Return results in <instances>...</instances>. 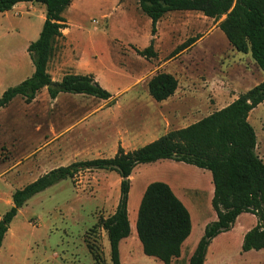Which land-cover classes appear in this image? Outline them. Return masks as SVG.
<instances>
[{
  "label": "rangeland",
  "instance_id": "1",
  "mask_svg": "<svg viewBox=\"0 0 264 264\" xmlns=\"http://www.w3.org/2000/svg\"><path fill=\"white\" fill-rule=\"evenodd\" d=\"M44 13L42 4L21 1L0 12V96L31 75L33 64L26 48L37 38ZM64 15L67 36L56 42L49 73L60 78L66 72L91 69L113 96L97 100L92 95L60 92L51 105L42 96L45 89H40L34 103L18 95L0 108V171L6 167L9 171L0 177L2 198L5 181L24 185L59 165L111 157L114 149L109 140L114 135L146 126L140 143L156 139L222 108L262 80L250 54L233 51L218 29L224 16L213 19L194 10L164 14L154 36L156 56L144 57L136 49L149 44L151 20L138 0H73ZM194 36L201 37L179 51ZM78 62L84 65L78 67ZM159 71L173 74L178 81L176 93L162 102L155 101L147 88L150 77ZM98 102L108 111L99 118L82 119ZM250 120L257 127V152L264 160V105L251 113ZM119 180L115 170H85L32 195L13 219L0 264H97L87 242L102 248L106 264H111L106 232L97 223L114 211ZM151 181L167 183L187 203L193 229L172 264H188L189 249L202 235V223L214 220L211 173L171 159L138 164L132 173L127 204L131 253L120 245L123 262L162 264L143 253L135 231L138 204ZM234 230L233 235L238 226ZM223 239L214 245V252L223 248ZM236 239L235 235L230 240L227 251L235 252Z\"/></svg>",
  "mask_w": 264,
  "mask_h": 264
},
{
  "label": "trees",
  "instance_id": "2",
  "mask_svg": "<svg viewBox=\"0 0 264 264\" xmlns=\"http://www.w3.org/2000/svg\"><path fill=\"white\" fill-rule=\"evenodd\" d=\"M21 2L42 4L44 20L38 36L27 45L33 64L30 76L7 87L0 96V107L15 96L32 101L36 93L46 88L50 99L60 92L92 95L109 99L111 93L103 88L91 73H65L59 81L47 71L54 44L67 27L63 15L72 0H0V12ZM140 9L151 20L149 44L137 53L156 56L154 41L156 24L168 11L194 10L207 17L219 19V29L233 49L249 53L255 64L264 71V0H138ZM190 38L179 51L195 42ZM178 85L176 77L165 71L155 73L147 82L150 96L157 102L173 95ZM264 102V79L240 93L233 101L197 121L181 128L168 130L156 139L132 150L117 147L113 156L78 160L54 167L12 192V205L0 217V245L18 210L34 194L58 181L74 179L85 170H115L120 178L119 196L114 211L98 220L109 243L111 264H121L119 243L130 235L128 195L130 175L135 166L160 159H171L207 169L211 173L213 196L211 204L216 219L207 223L191 252L188 264H203L211 240L228 231L234 219L249 212L257 223L243 236L242 251L264 248V161L255 151L256 134L248 121L249 112ZM136 235L144 254L163 264L181 255L183 242L191 232L190 213L171 187L163 181H151L141 195L136 219ZM1 247V246H0ZM97 264H106L102 248L87 242Z\"/></svg>",
  "mask_w": 264,
  "mask_h": 264
},
{
  "label": "crops",
  "instance_id": "3",
  "mask_svg": "<svg viewBox=\"0 0 264 264\" xmlns=\"http://www.w3.org/2000/svg\"><path fill=\"white\" fill-rule=\"evenodd\" d=\"M30 4H36V3H31V2H29ZM72 4H73V0H72V2H71V4L69 5V7L68 8H70L71 6H72ZM15 6V5H14ZM67 8V9H68ZM66 9V10H67ZM176 11H182V10H176ZM185 11H191V10H185ZM170 11H168V12H166L165 14H168ZM64 13H65V11H64ZM64 13H63V15H64ZM65 16V15H64ZM207 17V16H206ZM66 18V17H65ZM42 20H44V16H43V14L41 15V18H40V22L42 21ZM160 21H158L157 23H159ZM43 23V22H42ZM67 25H68V23H67ZM42 26V25H41ZM156 26H157V24H156ZM68 27L69 26H67L66 28H64L63 29V31H62V37H60V38H58V40L59 39H62V38H65L66 36H67V31H68ZM218 29H219V27H218ZM37 31H38V29H36ZM35 30V32L37 33V31ZM39 33V32H38ZM206 35V34H205ZM204 35V36H205ZM204 36L202 37V39H204ZM201 37V36H200ZM199 39V38H198ZM197 39V40H198ZM58 40H56V42L58 41ZM196 40V41H197ZM195 41V42H196ZM56 42H55V44H54V49H55V45H56ZM195 42H193V43H195ZM29 44V43H28ZM229 44V43H228ZM230 45V44H229ZM231 46V45H230ZM232 47V46H231ZM54 49H53V52H54ZM232 49V48H231ZM233 51H234V49H233ZM53 52H52V55H53ZM235 53V52H234ZM248 53H245V55H247ZM52 55H51V57H52ZM50 60H51V58L49 59V61H48V63H47V71L49 72V70H48V65H49V62H50ZM82 63H84V62H78V67H82L84 64H82ZM254 63V62H253ZM256 65V64H255ZM258 77L259 78H262V80L264 79V71H262L260 68H258ZM66 73H68V72H66ZM69 73H74V72H69ZM79 73V72H78ZM82 73H91V74H93L94 75V71H91V69L90 70H88V71H84V72H82ZM50 74V73H49ZM51 75V74H50ZM64 75V74H63ZM62 75V76H63ZM61 76V77H62ZM61 77L60 78H53L52 76H51V78L53 79V80H56V81H59L60 79H61ZM94 78H96V76L94 75ZM255 85V84H254ZM252 87V86H251ZM43 89H45V91H46V88L44 87V88H42V90ZM45 91H43L42 93V96L44 97V101L45 102H49L51 105H54L55 103H56V101L58 100V98H59V94L54 98V99H50V96L48 95V93L46 94V92ZM176 91H177V88H176V90L174 91V93L173 94H175L176 93ZM39 92L38 93H36V96H35V98L32 100V101H30V102H27V103H31V102H36V101H38V99H39ZM113 96V95H112ZM111 96V97H112ZM172 96V95H171ZM171 96H169L168 98H170ZM16 97V96H15ZM21 97V96H20ZM110 97V98H111ZM22 98V97H21ZM167 98V99H168ZM23 99V98H22ZM167 99H165V100H167ZM13 100V98L9 101V103L11 102ZM97 100H103V99H97ZM106 100H108V99H106ZM165 100H162V101H165ZM162 101H160V102H162ZM233 101V100H232ZM8 103V104H9ZM7 104V105H8ZM7 105H5V106H3V107H6ZM260 105H264V102H262V103H260V104H258L256 107H254L250 112H249V115H248V121L250 122V124L254 127V131H255V134H256V146H255V151H256V153L258 154V133H257V131H256V128L257 127H255V125H254V123H252L251 122V120H250V117H251V113L255 110V109H257ZM224 107V106H223ZM0 108H2V107H0ZM78 108V110L80 109L79 107H77ZM67 109V108H66ZM219 109V108H218ZM217 110V109H216ZM108 110L106 109V108H104L99 102L98 103H96V104H94V105H92V106H90V109H88V111L87 112H85V113H83V116H82V119L83 118H85V117H94V118H99L101 115H103V114H105L106 112H107ZM142 130V131H141ZM145 130H147V127L146 126H143V128L142 129H136V130H132V129H130V130H127L126 132H122V133H120L119 135H114L113 136V138H112V140L110 139L109 140V142H110V144H112V149H114V153L116 152V150H117V147L118 146H121L123 149H125L126 151L127 150H132V149H135V148H137V147H140V146H142V145H144V144H146V143H148V142H150V141H152V140H150V141H146V142H142V143H140V141L143 139V138H145V136H146V132H144ZM154 140V139H153ZM110 148H111V145L109 146ZM260 158H261V156L260 155H258ZM262 160H263V158H262ZM264 161V160H263ZM19 162H20V160H18L17 159V161L16 162H14V163H16V166L14 167L15 169L17 168V166L19 165ZM60 166V165H59ZM9 167V166H8ZM57 167V166H56ZM136 167V166H135ZM135 167H134V169H135ZM202 168V167H201ZM8 168L6 167V168H4V169H1V171H0V177H5L6 175H7V173L9 172L8 170H7ZM134 169L132 170V173H133V171H134ZM6 170V171H5ZM204 170H206V169H204ZM4 171V172H3ZM132 173H131V175H130V179H131V177H132ZM37 178V177H36ZM35 178V179H36ZM22 186H24V185H19V184H17V183H10V182H6L5 181V192L3 193V198L2 197H0V217H1V215L5 212V211H7V209H3V208H10V206L12 205V199H11V195H12V192L15 190V189H18V188H21ZM145 189V188H144ZM174 192V191H173ZM209 200H210V204H211V199H212V196H213V184H212V179H211V181H210V193H209ZM178 197V196H177ZM183 203H184V205L187 207V209H188V206H187V203H186V201H184L182 198H180V197H178ZM190 201V203H191V200H189ZM2 208V209H1ZM19 211L20 210H18V212H17V214L19 213ZM214 211V210H213ZM16 214V215H17ZM16 215L14 216V218L16 217ZM247 217H248V219H250V220H248V221H246L247 220ZM13 218V219H14ZM191 218V217H190ZM213 218H214V220L216 219V213L214 212V215H213ZM13 219H12V221H11V223H10V226H9V228H8V230H7V232H6V234H5V236H4V239H3V242H2V245H4V242H5V239H6V237H7V235H8V233H9V231H10V229H11V224L13 223ZM235 221H234V224H233V226L228 230V231H225V232H221L220 234H218V235H216L212 240H211V242L209 243V245H208V247H207V249H206V254H205V258H204V262H203V264H264V248L261 250V249H259V250H248V251H242L241 250V245H242V241H243V236H244V234L249 230V229H251L256 223H257V218H256V216L254 215V214H252V213H249V212H243V213H241V214H239L237 217H236V219H234ZM213 221V220H212ZM240 221H242V222H240ZM207 223L206 222H203L202 223V233H203V230H204V227H205V225H206ZM238 226V229L240 230H238L237 231V233L236 234H234L233 235V231H235L234 229L236 228ZM193 229V225H192V221H191V230ZM191 233V232H190ZM232 234V235H231ZM237 236V239H236V244H237V249L235 250V252H229V251H227V248L229 247V242H230V240L234 237V236ZM221 237H224V239H223V241H222V243H221V247H223L221 250H219V251H216V252H214L212 249L214 248V245L217 243V241L219 240V239H221ZM127 239H128V237H126V238H123L121 241H120V243H119V247H120V245L121 244H124V246H127L126 248L128 249V255H130V251H129V248L128 247H130V243L127 241ZM187 239V238H186ZM135 240V238L134 239H132V242ZM185 243V241L183 242V244ZM2 245H0L1 247H0V251H1V248H2ZM196 245V244H195ZM195 245H193V247H191L190 249H189V254H191V252L193 251V249H194V247H195ZM118 247V248H119ZM182 247H183V245H182ZM227 247V248H226ZM224 248H226V249H224ZM181 253H182V251H181ZM119 254H120V262H121V264H124V262H123V257H122V255H121V251H120V248H119ZM155 260H157L156 258H154ZM107 260H109L110 261V257H109V254H108V259ZM218 260H221V262L220 263H218L217 261ZM162 263V262H161ZM163 264V263H162ZM171 264H172V262H171Z\"/></svg>",
  "mask_w": 264,
  "mask_h": 264
}]
</instances>
